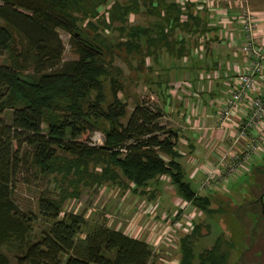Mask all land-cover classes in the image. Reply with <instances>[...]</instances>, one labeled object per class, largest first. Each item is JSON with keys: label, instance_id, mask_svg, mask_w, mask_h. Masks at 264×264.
Listing matches in <instances>:
<instances>
[{"label": "trees", "instance_id": "16d2710c", "mask_svg": "<svg viewBox=\"0 0 264 264\" xmlns=\"http://www.w3.org/2000/svg\"><path fill=\"white\" fill-rule=\"evenodd\" d=\"M149 1L144 4L161 19L141 27L128 24L140 11L139 0H113L105 11L110 0H0V264H151L155 253L147 241L107 222L86 230L85 214L64 211L81 185H135L134 192L145 194L167 175L180 197L216 213L213 193L199 195L185 180L179 134L162 123L164 108L142 100L128 116V103L119 95L124 83L114 65L115 47L140 57L143 65L164 49L182 59L187 42L177 30L208 26L192 2ZM101 25L117 29L122 39H106ZM60 30L70 34L77 58L64 60ZM4 111H10L8 120ZM97 131L104 135L102 144L92 139ZM91 163L101 172L89 171ZM23 171L63 174L68 182L61 192L40 196L39 212L52 224L37 240H31L36 215L14 199ZM253 174L260 178L264 167H254ZM201 229L195 223L181 237L179 264H237L230 261L232 243L224 236L196 254ZM6 246L15 251V263Z\"/></svg>", "mask_w": 264, "mask_h": 264}, {"label": "rangeland", "instance_id": "374dc122", "mask_svg": "<svg viewBox=\"0 0 264 264\" xmlns=\"http://www.w3.org/2000/svg\"><path fill=\"white\" fill-rule=\"evenodd\" d=\"M144 2L150 4L149 0H139L140 11L130 15L129 26L149 27L160 21L159 14L155 11L151 13L149 6ZM112 3L113 0H110L108 6L102 11L110 7ZM99 31L106 39L113 42L122 39L120 31L117 29L109 27L103 29L101 25ZM178 31L181 30L178 29L177 33ZM60 36L65 47L64 60L77 58L78 55L72 51L70 45V34L60 30ZM114 55V65L117 70L121 71L120 75L124 83V90L119 95L128 103V116L136 104L142 100L164 107V99L169 97L167 90L172 88V82L182 64L178 63V60L174 59L165 49L158 51L157 59L147 56L144 65L140 62V57L128 54L125 48L115 47ZM227 95L224 93L219 98H226ZM215 106L219 108L218 104ZM3 115L8 120L10 111H4ZM161 121L167 128L177 130L169 119L163 117ZM92 139L96 143L102 144L104 135L97 131L92 135ZM261 143L260 145L264 147V140ZM260 153L263 155L264 149H261ZM88 167L93 174L101 172V168L94 163ZM185 180L190 182L195 190L199 189L198 182L191 180L188 174H186ZM67 183L63 174L43 177L36 175L33 171H23L18 176L14 185V199L24 211L36 215L31 240L39 239L42 232L52 224V220L43 217L39 212L38 200L40 196L43 193L57 194L67 186ZM134 187L135 185L130 189H125L110 182L103 183L101 186L96 184L91 187L81 185L78 196L69 197L66 200L64 211L85 214L89 223L86 230L94 224L107 222L113 228L149 241L155 249V258L151 264H177L181 259L180 239L192 232L195 223H202L201 233L195 238L196 254L211 247L218 237L224 236L232 243L230 252L232 263L260 264L257 262V258H260L261 253L255 250L252 245L251 236L252 233H255V236L259 233L258 237L256 236L259 238L261 229L256 227V230L252 231L256 217L248 209V202L254 199L253 190L258 188L253 175L246 172L238 177L236 182L232 181V184L226 188L227 190L223 189L224 192L210 191L214 193L212 194V207L216 209L215 214H208L193 204L183 212L176 201L180 196L168 176L161 177L158 181L151 183L145 194L139 191L134 192ZM210 192H205L203 195ZM170 218L173 222L176 221L180 224H177V230L172 233L169 241L158 240L159 235H152L154 242L158 240L157 244L150 240L147 229L153 230V224L164 223ZM4 250L15 263V251L8 246Z\"/></svg>", "mask_w": 264, "mask_h": 264}, {"label": "crops", "instance_id": "0c3cea01", "mask_svg": "<svg viewBox=\"0 0 264 264\" xmlns=\"http://www.w3.org/2000/svg\"><path fill=\"white\" fill-rule=\"evenodd\" d=\"M177 1L194 3V13L208 21L205 31L196 26L192 27L193 31H178L179 40L187 42L188 52L182 59H176L182 65L172 88L167 90L169 97L164 99L163 107L164 117L175 125L179 134L178 144L183 150L180 161L185 173L200 186L204 172L198 168L207 161H215L230 145L218 127V108L214 100L228 94L233 76L245 62L240 50L243 34L237 20L241 9L236 4H249L259 16V42L264 48V0ZM222 33L233 35L234 40H221Z\"/></svg>", "mask_w": 264, "mask_h": 264}, {"label": "built area", "instance_id": "2783aa9c", "mask_svg": "<svg viewBox=\"0 0 264 264\" xmlns=\"http://www.w3.org/2000/svg\"><path fill=\"white\" fill-rule=\"evenodd\" d=\"M236 6L241 9L237 20L243 34L240 50L245 62L233 76L228 96L214 100L219 105L216 113L218 127L224 132L223 139L229 140L230 145L224 148L215 161H207L198 168L204 172V178L197 190L199 195L211 190L224 192L222 190L232 181L236 182L238 177L249 171L260 157L261 149H264L260 145L264 140V48L259 42V16L249 4L239 3ZM221 40L231 42L234 36L222 33ZM214 75L218 77L217 72ZM176 149L182 154L181 147L177 146ZM196 172L197 169L194 173ZM176 201L183 212L192 205L191 201L182 197ZM177 224L180 223L173 222L171 218L164 223L153 224V230L147 229L149 239L154 242L152 235H159L158 240L169 241L172 233L177 230ZM158 240L154 243L157 244ZM153 250L155 253L154 248Z\"/></svg>", "mask_w": 264, "mask_h": 264}, {"label": "flooded vegetation", "instance_id": "af4514ba", "mask_svg": "<svg viewBox=\"0 0 264 264\" xmlns=\"http://www.w3.org/2000/svg\"><path fill=\"white\" fill-rule=\"evenodd\" d=\"M261 166L264 167V154L260 155L258 160L253 164V166L249 169L248 174H251L255 177L256 183L258 188L256 187L254 191V199L251 202H248V209L251 210V213L255 215L256 220L254 221L253 230H256V227L261 229L260 239L257 238L259 233L256 234L252 233L251 240H253L252 245L254 246L255 250H258L261 253L260 258H257L260 264H264V174L261 175L260 178H256V175L253 174L254 167ZM214 194V193H213ZM213 196V195H212ZM241 209V208H240ZM242 211V210H240ZM239 211V213H241ZM263 227V228H262ZM242 257V256H241ZM241 259V258H240Z\"/></svg>", "mask_w": 264, "mask_h": 264}]
</instances>
